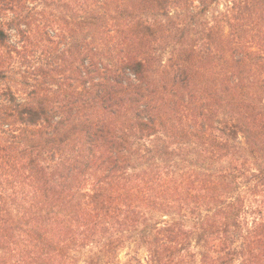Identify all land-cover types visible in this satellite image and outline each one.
I'll return each instance as SVG.
<instances>
[{
    "label": "trees",
    "instance_id": "16d2710c",
    "mask_svg": "<svg viewBox=\"0 0 264 264\" xmlns=\"http://www.w3.org/2000/svg\"><path fill=\"white\" fill-rule=\"evenodd\" d=\"M132 241L264 264V0H0V264Z\"/></svg>",
    "mask_w": 264,
    "mask_h": 264
},
{
    "label": "rangeland",
    "instance_id": "374dc122",
    "mask_svg": "<svg viewBox=\"0 0 264 264\" xmlns=\"http://www.w3.org/2000/svg\"><path fill=\"white\" fill-rule=\"evenodd\" d=\"M222 9V5L215 6L214 9H212L211 13L208 14L209 17L212 16V14L217 10ZM146 256V249L144 247H141L135 242H129L127 243L126 247L121 249L119 252V261L121 264H127L130 258H140L143 259Z\"/></svg>",
    "mask_w": 264,
    "mask_h": 264
}]
</instances>
